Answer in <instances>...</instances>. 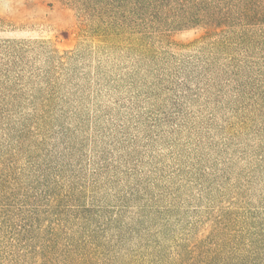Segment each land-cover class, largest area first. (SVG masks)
I'll list each match as a JSON object with an SVG mask.
<instances>
[{
	"label": "rangeland",
	"instance_id": "1",
	"mask_svg": "<svg viewBox=\"0 0 264 264\" xmlns=\"http://www.w3.org/2000/svg\"><path fill=\"white\" fill-rule=\"evenodd\" d=\"M82 3L0 0V42L25 43L24 113L53 164L79 168L127 222L147 212L178 240L222 215L264 231L262 69L201 30L127 31L123 0Z\"/></svg>",
	"mask_w": 264,
	"mask_h": 264
},
{
	"label": "trees",
	"instance_id": "2",
	"mask_svg": "<svg viewBox=\"0 0 264 264\" xmlns=\"http://www.w3.org/2000/svg\"><path fill=\"white\" fill-rule=\"evenodd\" d=\"M90 4L88 15L106 27L101 2ZM122 4L127 31L201 30L242 54L237 66L264 72V0ZM24 46L0 42V264H264V231L246 236L234 230L233 217L222 215L207 232L178 240L147 226V212L127 222L122 208L96 200L101 187L79 168L54 165L40 127L24 113L33 78L23 68Z\"/></svg>",
	"mask_w": 264,
	"mask_h": 264
}]
</instances>
